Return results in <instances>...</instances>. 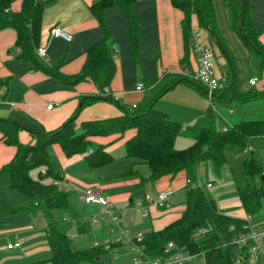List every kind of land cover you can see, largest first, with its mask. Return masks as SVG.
I'll return each mask as SVG.
<instances>
[{
	"label": "crops",
	"instance_id": "crops-1",
	"mask_svg": "<svg viewBox=\"0 0 264 264\" xmlns=\"http://www.w3.org/2000/svg\"><path fill=\"white\" fill-rule=\"evenodd\" d=\"M37 1L45 4L38 48L46 49V58L37 57L35 63L24 60L21 57V50L16 46L17 32L14 29L0 30V79L6 83L0 90V117L15 120L25 127L19 132V141L22 144L35 142V137L29 129L54 131L77 111L78 124L123 114L121 107L111 101L90 102L91 98H96L101 93L94 81L87 80L75 86H67L47 72L50 69H58L59 73L65 76L79 74L85 66L89 49L101 42H106L115 51L113 58L116 70L109 89L119 97L118 104L124 107L132 108L133 105H139L145 100H152L155 92L160 88L174 80L185 78L186 72H194L198 69V57L194 52L195 41L192 38L195 31L199 34V41L212 48L218 76L234 81L238 92L256 91L264 94V68L259 67L258 72L256 69L254 71V68L249 71L245 64L246 52L249 54L254 51L244 44L231 26L230 8L242 11L243 0H213L215 33L202 28L197 16H193L189 39L185 37L182 28L184 13L173 5V0H135L129 12L137 28L136 56L132 54L131 24L120 5H110L104 10L102 19H99L91 7L101 0ZM21 5V0H14L11 10L17 13L21 10ZM247 5L252 27L264 44V0H247ZM54 27L71 33L73 40L66 42L52 37L50 30ZM256 56L260 66V58L257 54ZM242 78H246L245 84L240 82L239 79L242 81ZM254 78H257V84L251 86L250 80ZM140 84L144 85L143 92L137 91ZM225 101L220 97L216 100L222 118L214 114L212 116L214 119L216 117L224 121L227 128L243 121H264V96L254 102L237 103L240 106L232 112L223 106L232 107L234 101ZM51 103L54 107L48 109ZM84 103L85 106L82 107ZM155 108L183 127L184 123L199 125L207 116L210 117V101L207 93L204 89L185 82L178 83L164 94L156 102ZM210 121L213 124L211 117ZM134 135L135 131H129L122 139L112 144H109L108 139H95L93 149L103 146L115 158L112 164L96 170L88 166L86 155L67 158L58 145L51 146L48 152L55 169L62 177V185L81 192L90 188L99 189L115 207L123 227L136 235L161 231L181 218L185 211L189 185L187 173L183 171L173 178L167 177L155 184L141 186V178L149 176L148 168L127 158L125 146ZM189 138L191 141L189 146H191L194 141L192 137ZM175 147L179 150L185 149L176 144ZM252 148L264 165V137L258 138ZM16 153L17 147L5 144L0 134V235L8 234L12 237V241L9 240L8 244L17 241L21 243V248L14 250L8 249L7 244L6 252L10 253V256L1 259L0 264H24V258L35 251L32 249V252H29L30 248L34 247V241L40 235L45 236L47 240L45 230L51 220L55 221L53 212L50 218L41 209L27 210L29 199L12 188L9 174H1L2 167L10 163ZM237 155L243 156L242 164L248 156L244 153ZM41 169L45 170V168ZM33 175L32 171L31 176L35 179ZM83 177H86V181L80 180ZM197 179L206 185L212 184L211 188L206 189L215 188L213 182L202 181L200 168ZM43 182L53 183L52 179H44ZM164 190L173 191L169 208L141 206L147 195H156ZM213 198L216 200V197ZM80 204L84 208L93 207L98 214L88 218L80 216L77 222L79 232H90L93 227H98L93 246L96 242L109 238L111 223L108 218L96 224L91 220L95 215L101 214L100 206L85 205L81 202ZM223 209L226 211H223L224 214L235 218L246 219L249 216L242 207L240 199L239 204L225 206ZM71 211L70 207L65 211L69 216L67 221L72 220ZM40 212L46 217V223L41 228V232L36 233L38 224L35 219ZM20 215H29L30 220V223L22 228L29 233L24 238H19L17 233L21 228L10 223V218ZM253 222L257 229L264 228V209L260 219H253ZM70 237L74 238L73 235ZM123 249L131 254L129 249L123 246L113 252ZM15 251L20 252L21 255L15 254L17 253Z\"/></svg>",
	"mask_w": 264,
	"mask_h": 264
},
{
	"label": "trees",
	"instance_id": "trees-1",
	"mask_svg": "<svg viewBox=\"0 0 264 264\" xmlns=\"http://www.w3.org/2000/svg\"><path fill=\"white\" fill-rule=\"evenodd\" d=\"M14 0H0V30L14 29L17 32L16 46L21 50V57L35 63L36 50L40 39L42 17L45 4L37 0H21V10H11ZM135 0H101L91 7L93 13L102 19L104 10L113 4L120 5L126 12L131 24L132 54L136 56L138 41L137 28L130 15L129 8ZM244 8L238 11L230 8L231 26L244 44L253 50L260 58V68H264V44L259 34L253 29L248 13L247 0ZM173 5L184 13L182 28L187 39L191 36L192 18L197 16L202 28L215 33V8L213 0H173ZM219 43L221 41L218 39ZM114 49L106 42L94 45L87 52V60L83 70L74 76H65L58 69L47 72L59 82L67 86H75L87 80H92L100 92L110 87L116 66L113 58ZM228 80V79H227ZM185 82L195 87L206 89L198 82L187 78L174 80L155 92L152 100H145L136 108L124 107L114 99L102 98L119 105L123 114L103 120H89L77 123L78 111L59 128L46 132L43 130L29 131L34 135L35 142L22 144L19 132L25 127L12 119L0 117V134L5 144L17 147L13 160L4 165L1 174L11 176V186L30 201L27 210H43L52 218V212L69 210L70 192L55 186L62 177L54 167L49 155V148L60 146L67 158L86 155V162L92 170L106 167L115 158L105 147L93 149L95 139H108L109 144L122 139L129 131H135L133 138L125 144L127 158L147 166L149 176L141 178V186L155 184L163 178H173L180 172H186L189 180L195 182L198 178V168L203 162H210L214 172L219 175L227 163L226 149L233 146L237 154H243L245 149L252 147L258 138L264 137V121L249 120L230 126L226 131H219L214 126L213 112L209 115L213 124L208 128H184L172 121L167 114L155 108L156 102L178 83ZM227 87L214 95L226 101L244 104L257 101L263 93L251 91L238 92L236 83L230 78ZM5 82L0 79V90ZM225 101V102H226ZM85 106V103L82 107ZM187 134L193 139L188 148L179 150L175 147L177 138ZM45 168V174L39 180L31 176L35 169ZM244 187L238 186L239 199L247 215L260 219L264 209V165L259 157L250 153L242 164ZM44 179H52L46 184ZM246 219H239L221 212L216 200L205 189L187 188L185 211L181 218L174 221L163 230L144 234L145 253L151 258L164 255V248L172 243L175 249L186 250L193 254L204 255L203 263L195 264H233L236 259V248L233 245L235 237L247 231ZM51 257L48 264H106L108 257L121 245H113L109 250L103 247H91L83 251H73L72 239L60 231L58 224L51 220L46 228ZM38 263V264H40Z\"/></svg>",
	"mask_w": 264,
	"mask_h": 264
},
{
	"label": "built area",
	"instance_id": "built-area-1",
	"mask_svg": "<svg viewBox=\"0 0 264 264\" xmlns=\"http://www.w3.org/2000/svg\"><path fill=\"white\" fill-rule=\"evenodd\" d=\"M50 35L54 38H60L66 42L73 40V35L64 29L52 28ZM194 44V52L198 57V69L194 72H186L184 77L200 83L207 91V95L210 101V108L216 117L222 118L218 106L213 101L214 95L224 90L227 87V79L217 75L215 56L212 48L199 41V34L195 31L192 35ZM36 54L39 58H46L47 52L45 48H38ZM257 78L250 80L251 86H256ZM137 91L143 92L144 85L140 84L137 87ZM102 98H112L115 102H119V97L112 93L109 87L105 88L104 92L99 94ZM54 105L51 103L48 105V109H52ZM137 105H133L132 108H136ZM232 112V110H230ZM218 118V119H219ZM227 128L223 131H226ZM253 152L252 147L245 149L244 154L250 155ZM46 173V172H45ZM44 173V174H45ZM187 184L194 189H206L211 188L212 184H204L198 179L193 182L187 180ZM55 186L59 187L66 192L72 190L71 187H65L60 181L55 182ZM173 191L164 190L158 192L156 195H147L145 201L141 206L146 207L154 206L159 209H167L171 206V198ZM79 200L85 205H98L101 208V214L92 217L93 223H99L100 220L108 218L111 223L109 229L110 237L102 242H96L94 247H103L105 250H109L113 245H121L127 247L133 255L132 261L134 264H195L203 263L204 255L193 254L184 249H175V246L170 243L164 248V255L157 258H151L145 253L144 234L138 233L133 235L128 229L124 228L121 222V218L118 215L115 207L105 198L99 189L90 188L80 193ZM247 231L241 233L233 240V245L236 248V259L233 264H264V228L257 229L254 226L252 216L246 218ZM21 248L19 241L8 244V249L14 250Z\"/></svg>",
	"mask_w": 264,
	"mask_h": 264
},
{
	"label": "rangeland",
	"instance_id": "rangeland-1",
	"mask_svg": "<svg viewBox=\"0 0 264 264\" xmlns=\"http://www.w3.org/2000/svg\"><path fill=\"white\" fill-rule=\"evenodd\" d=\"M245 64L248 67L249 71H251V68H254L259 71V62L257 60V56L254 52H250L245 57ZM222 68V67H221ZM241 78V77H240ZM241 83L245 84L246 78L239 79ZM240 105L234 102L232 104V107L223 106L226 110L234 111L237 107ZM215 117L214 119V126L217 130H225L227 128V125L224 121L221 119H217ZM185 122H187V119H185ZM210 117H206L203 123H200L199 125L196 124H189L184 123V127L187 126H194L198 128L202 127H209L211 126ZM191 143L190 138L188 135H182L177 139L176 146H180L182 148H186ZM226 157H227V163L225 167L222 169L221 175H217L214 172V169L212 167V164L208 161L203 162L200 164V176L202 178V181L204 182H213L215 184V188L213 190L206 189V192L216 197V202L218 203L219 210L221 212L224 211L225 206H234L239 204V194H238V186L244 187L245 181L243 179L242 174V161L243 156L237 155V153L234 150L233 146H229L226 150ZM35 180H39L43 177L45 170L44 169H35L33 170ZM82 175H80L81 177ZM85 176V175H83ZM42 180V179H41ZM80 180H85L86 177L80 178ZM50 182V181H49ZM70 187V186H68ZM74 192V193H73ZM83 192V191H82ZM81 193V190L73 189L71 190V194L69 197V207L72 210L71 211V219L70 221H67L69 218L68 214L63 210H57L53 212V217L55 219V222L58 224V228L61 232L67 234L68 236L73 235L74 238H72V248L73 250H83L86 248H90L93 246V243L95 241V238H97V231L99 230L98 227H93L90 232L81 233L78 230L77 222L80 220V216L88 218L92 216L93 214H98V211L96 209L92 208H84L80 204L79 196ZM80 215H79V213ZM94 212V213H93ZM226 212V211H224ZM241 212V209L240 211ZM29 215H20V216H14L10 218V223H13L14 226H18L21 228V230L17 231L19 238H24L25 236L29 235V233H26L25 230H22L23 227H25V224H29L30 220L28 218ZM96 216V215H95ZM36 223L38 224V229H36V233L41 232V228L44 227L46 223V217L44 216L43 212H40V214L35 219ZM22 225V226H21ZM24 225V226H23ZM101 228V227H100ZM25 233V234H24ZM11 236L8 234L0 235V260L6 257L10 256V253L8 254L6 252L7 244L9 240H11ZM15 239V237H14ZM12 241V240H11ZM27 244V243H26ZM34 247H31L29 252H32V249H35V251L30 254L29 256H26L24 259V264H36L37 262H46L51 257V251L48 247L47 240L45 236H41L34 241ZM17 255H21L20 252L15 251ZM13 255V254H12ZM132 255L129 254V252L126 251V249H123L119 252H113L111 253L110 257L108 258V261L106 264H134L132 261ZM40 264H48V263H40Z\"/></svg>",
	"mask_w": 264,
	"mask_h": 264
},
{
	"label": "water",
	"instance_id": "water-1",
	"mask_svg": "<svg viewBox=\"0 0 264 264\" xmlns=\"http://www.w3.org/2000/svg\"><path fill=\"white\" fill-rule=\"evenodd\" d=\"M262 181H264V178H262Z\"/></svg>",
	"mask_w": 264,
	"mask_h": 264
}]
</instances>
